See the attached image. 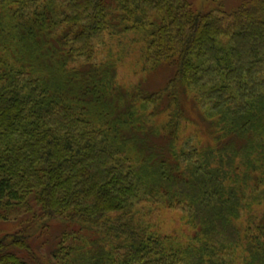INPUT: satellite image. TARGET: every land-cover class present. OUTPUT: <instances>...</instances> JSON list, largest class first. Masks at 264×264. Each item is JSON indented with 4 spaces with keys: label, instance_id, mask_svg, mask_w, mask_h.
<instances>
[{
    "label": "trees",
    "instance_id": "16d2710c",
    "mask_svg": "<svg viewBox=\"0 0 264 264\" xmlns=\"http://www.w3.org/2000/svg\"><path fill=\"white\" fill-rule=\"evenodd\" d=\"M232 1L0 0V264H264V0ZM129 32L163 86L102 55Z\"/></svg>",
    "mask_w": 264,
    "mask_h": 264
},
{
    "label": "rangeland",
    "instance_id": "374dc122",
    "mask_svg": "<svg viewBox=\"0 0 264 264\" xmlns=\"http://www.w3.org/2000/svg\"><path fill=\"white\" fill-rule=\"evenodd\" d=\"M189 1L196 9L207 10V8L201 5L198 0ZM234 6L235 5L232 0H227V9H231ZM120 38L122 39L121 41L120 39L115 38L112 42L107 44V47L105 49L101 50L102 55L107 54L109 51L113 52L114 55L121 54V58L117 66V78L119 79V81L123 84L129 85L136 81L142 80L143 77H149V79L151 80L150 86H163L169 73L167 67H160L153 71L152 69L144 68L143 63L138 59L137 48H139V45L137 42H135L136 40H134V36L129 32L122 35V37ZM191 118H193V121L195 123L187 122L186 129H184L183 132L188 133L189 131H198L199 134L203 136V138H207V133H205V126L202 125V122L201 125L199 124V120L196 118V113L192 112ZM259 208H262V206H259ZM143 212L147 221L164 232L173 231L172 233H174V231H176V234L182 238L188 236L192 231V229L187 226L182 220V212L180 210L168 209L162 206L158 207L157 205H154L152 206L151 210L148 209ZM37 238V240L41 239V237L39 236ZM37 243L41 245L40 241H37ZM37 248L38 247H35L34 249L38 252L39 249Z\"/></svg>",
    "mask_w": 264,
    "mask_h": 264
}]
</instances>
